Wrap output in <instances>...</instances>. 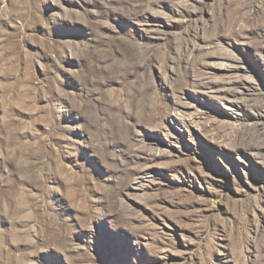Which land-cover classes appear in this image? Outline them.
I'll return each instance as SVG.
<instances>
[{
  "label": "rangeland",
  "instance_id": "374dc122",
  "mask_svg": "<svg viewBox=\"0 0 264 264\" xmlns=\"http://www.w3.org/2000/svg\"><path fill=\"white\" fill-rule=\"evenodd\" d=\"M0 264H264V0H0Z\"/></svg>",
  "mask_w": 264,
  "mask_h": 264
}]
</instances>
